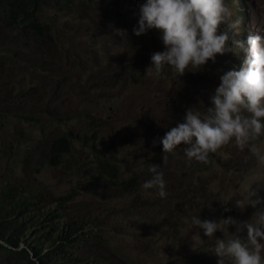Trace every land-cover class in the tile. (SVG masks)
Listing matches in <instances>:
<instances>
[{
	"label": "trees",
	"instance_id": "obj_1",
	"mask_svg": "<svg viewBox=\"0 0 264 264\" xmlns=\"http://www.w3.org/2000/svg\"><path fill=\"white\" fill-rule=\"evenodd\" d=\"M48 1L0 0V70L1 68L4 69L2 62L7 59V56L2 53L3 49L6 48L14 49L15 54L22 53L24 47L30 48L41 58V67L52 72L51 79H57L55 76L59 69L57 63L63 62L64 59L69 63L68 56L61 44V33L55 29L53 22L44 20V10ZM57 1L62 4V8L73 9L78 8L80 0ZM91 1L90 3H92ZM97 1L103 3V9L104 7L109 10L112 7L116 8L113 18L116 22L112 21L109 28L103 29L102 34L105 38L98 40L107 59L104 68H117L113 72L112 83L126 82L128 79L141 81L139 71L144 68V77L147 79L149 91L146 89L143 97L152 98L151 92L158 89L161 84H165L163 81H168V84L172 79L186 81V72L176 76L174 69L165 66L162 72L157 75L155 69L151 67V55L154 52L164 50L160 32L155 29H150L140 36L133 33L132 38L130 37L132 42L137 45L133 52V55L138 56L136 61L121 60L117 64H113L111 62L113 53L123 41L129 39L127 33L131 24L130 22L118 24L123 17L120 12V4L130 2L133 5L134 3L140 5L145 0H136L135 2L133 0ZM228 1L226 0V3ZM240 4L244 8L241 11L242 19H244L246 16L245 1L240 0ZM106 12H101L100 15L106 18ZM132 27L133 25L131 26L133 31ZM223 28L222 25L221 30ZM121 33H125V35L121 36ZM231 36H234V41L246 39V34L243 33L236 36L235 32H229V38ZM234 41L232 38L229 39L228 46L231 44L235 46ZM78 43L79 45L83 44L80 43V40ZM110 45H112L111 48H109ZM125 54L128 55L127 52ZM227 55L229 56V54ZM221 56L218 54L216 58H221ZM92 58L95 60L97 56L93 54ZM218 60L226 62L225 58ZM237 62L234 66L239 68L242 62L238 59ZM25 70L22 67L17 72L23 74ZM228 70L229 68H226V71ZM210 71L215 72L214 63L209 64L208 70L203 74L207 75ZM194 75L196 77L193 79L198 80L200 74ZM60 77L65 80L62 94L71 99L70 104L65 106L51 105L48 102V92L43 85L35 84L29 87L21 85L19 88H12V83L8 84L5 80L3 81L5 87L2 85L3 82L0 83V129L7 128V126H2L6 122L7 125L13 124L27 132L28 138L18 144V146L22 143L29 144V153L20 162L22 175H26L28 170L34 174H39L45 166L59 167L68 160V156L78 143H81L83 148L87 150L95 171L86 182L78 181V191L71 190L65 194L54 196L47 202L41 190L30 189L29 180L14 177L12 184L4 183L0 189V264H149L146 254L140 250L141 242L146 241V239L155 242L158 238L167 239L170 237L169 230L161 229L160 234L154 230L159 227V224L155 222V217L162 212L159 207L157 209V205H152L153 211L148 212L147 215V208H145L147 199L137 198L130 203L128 210H124V216H129L131 213L143 219L148 217L149 223L146 229L149 230L144 229L143 232L154 237L139 238L135 232L136 237L133 239V246L140 255L133 256L121 248L113 247L111 241L101 234L98 226L99 224L103 225V222L98 217L89 214L87 217L90 219H85L83 216L75 214L74 218L70 211L79 191L85 190L87 187L89 191L95 194L97 187H100L109 193L112 199L128 198L136 194L137 191L140 192L143 183L151 178L148 168L155 164L158 166V170L163 172V178L166 185L169 186L166 188L167 198L171 195L177 198L182 206H185L187 197L196 188H203L207 193L206 198H203L206 201L210 197L207 190L212 188V182L216 179L201 180L199 177L202 173L210 170L214 155L210 156L208 164L189 161L184 153L186 146L181 145L174 153L168 154L166 160H163L162 145L158 142L167 132L163 128L158 140H156L157 143L153 144L150 151L145 154L144 168L136 171L137 165H131L129 161L127 163L118 160L113 152L112 142L106 139L103 134L108 124L111 127L114 126L113 122L115 123V116L119 110L114 113V117L110 118L109 123L106 120L98 122L96 117H91L90 121L86 122V118L90 116L89 107L91 105L97 107L107 104L108 109L114 108L111 106L114 103L112 97L108 94L110 82L104 81L100 70L92 71L85 83L80 85L71 83L67 74ZM154 79H156V84H154ZM189 91L191 89L182 88L177 92H172V87L169 84V94L174 101H179ZM92 92L96 95L89 98ZM211 106V101L202 100L190 108H200L202 111V109ZM77 108H80L81 111L73 116H65L64 118L58 116L61 110L70 111ZM132 108L135 109L136 106ZM150 113L151 111L146 108L144 123L148 121ZM185 114L186 110L176 119L174 127L177 123L183 122ZM73 120L75 123L70 125ZM14 154L19 156V159L22 157L18 151ZM80 161V165L85 164L84 161ZM83 183L86 186L82 185ZM146 196L156 197L158 195H156L155 190H148ZM41 202H46L43 209ZM262 208H264V204ZM203 211L208 212H203L201 216L202 220H205L211 216L210 213L218 212V208L205 202ZM163 213L167 214L169 211L163 208ZM219 214L222 218L227 219L226 214L222 212ZM170 215L171 213L168 217ZM96 233H99L98 239H96ZM246 237L247 231L244 230L240 239L246 240ZM211 253L213 254L212 248L210 252L202 249L160 264H205Z\"/></svg>",
	"mask_w": 264,
	"mask_h": 264
},
{
	"label": "rangeland",
	"instance_id": "obj_2",
	"mask_svg": "<svg viewBox=\"0 0 264 264\" xmlns=\"http://www.w3.org/2000/svg\"><path fill=\"white\" fill-rule=\"evenodd\" d=\"M135 1L133 0V2ZM244 1L246 15L244 19H242L241 15V11L244 8L240 4V0H229L227 2L235 11L234 19L236 17L242 19L241 32L239 34L245 33L246 38L249 34H264L261 33L264 32V0ZM91 2L90 0H80L78 8L66 9L62 8V4L59 1L49 0L45 6L44 20L53 22L55 29L61 33V44L69 61L67 63V60L64 59L63 62L57 63L59 66L58 71L55 73L57 79L50 78L52 72L47 68L41 67V58L32 52L30 48L24 47L22 53L17 54L14 53V49L6 48L2 51L7 56V59L2 62L4 63V69L1 68L0 70V83L5 80L8 84L12 83V88H19L21 85L24 87L35 84L43 85L48 92V102L51 105L65 106L70 104L71 99L62 94L65 80L60 76L67 74L71 83L80 85L85 83L92 71L100 70L104 81L106 83L110 82L108 94L112 97L114 103L111 106L114 108L108 109L107 104L97 107L91 105L89 107L90 116L86 118V122L90 121L91 117H96L99 120L98 122L106 120L109 123L110 118L114 117V113L119 110L115 116V123L113 122L114 126L111 127L108 124L104 129V137L112 142L113 152L118 160L127 163L129 161V164L137 165L136 171H140L144 168L145 154L150 151L153 141L158 140L163 128L168 131L171 127H174L176 119L195 103L202 100L211 101L210 97L215 94V89L220 83L219 78L223 75L222 70L226 62L223 60L212 62L215 68L214 73L210 71L207 75H204L203 73L208 70V67L204 66L200 71H186V81L170 80L169 84L172 87V92H177L182 88L191 89L179 101H174L171 98L168 81H163L165 84H161L158 89L151 92L152 98L149 96L143 97L144 91L146 89L149 91L147 79L144 77V68L139 71L141 74L139 79L141 81L128 79L126 82H111L113 80V72L117 68H104L107 59L98 40L105 38L102 30L109 28L112 21L116 22L115 19L113 20L116 8L112 7L109 10L104 7L103 9V3H98L97 0H92ZM139 6L130 2L120 4V12L123 17L118 24L130 22L133 25L132 29L137 26ZM90 8L91 10H89ZM101 12H106L105 15L107 17H102L100 15ZM131 24L127 33L129 39L123 41L113 53L111 59L113 64H117L121 60L136 61L138 57L133 55L137 45L131 39L133 34ZM123 35L125 33H121V36ZM78 40L83 44L79 45ZM230 48L234 49V47ZM93 54L97 56L95 60L92 58ZM237 55L243 63L244 57L242 58L239 53H235L236 60ZM22 67L26 69L25 72L23 74L18 73L17 70ZM194 74H200V77H197L198 80L193 79L196 77ZM154 84H156V79H154ZM2 85L5 87L4 82ZM95 95L92 92L89 98ZM135 106L136 108L133 109L132 107ZM145 107L151 111L146 123H144ZM79 111H81L80 108L71 109L70 111L61 110L58 116L61 118L73 116ZM74 123L75 120L70 125ZM2 126H7V128L0 129V189L6 182L12 184L14 177L23 178L24 180H29L30 189L41 190L47 202L54 196L65 194L71 190L78 191V181L81 183L86 182L95 171L87 150L83 148L81 143H78L68 156V160L59 167L51 168L45 166L39 174H34L28 170L26 175H22L20 162L28 155L29 144L22 143L20 146L18 144L28 138L27 132L13 124L7 125L6 122ZM76 127L78 128V125ZM257 143L264 146V139ZM139 147H142L143 150L139 149ZM16 151L22 154L20 159L19 156H15L14 153ZM80 160L84 161L85 164L80 165ZM254 166L255 160L251 157V154L247 151L239 152L233 142L214 155L210 170L202 173L201 177H199L201 180L216 179L212 182V188L207 190L210 197L206 201L203 198H206L207 193L203 188H196L187 197L188 200L185 206H182L177 198L171 195L168 198H160L159 196L147 197V191L143 188L140 189V192L137 191L136 194L128 198L112 199L109 193L100 187H97L95 194L86 187L85 190L79 191L70 212L74 218L75 214L83 216L85 219H90L87 217L89 214L98 217L103 222V225L99 224L98 228L101 234L111 241L113 247L121 248L133 256H139V251L133 246V239L136 237L135 232H137L139 238H154L143 232L148 226L149 220L148 217L143 219L131 213H129V216H124V210H128L130 203L135 199L146 198L145 208H147V215L148 212L153 211L152 205H157V209L159 207V210L162 211L155 217V222L159 224V227L154 230L157 234H160L161 229L169 230L170 232V237L167 239L158 238L155 242L154 240L146 239V241L141 242L140 250L146 254L149 264H160L172 258H181L184 255L202 249L210 252L216 239L225 238L224 233L218 230L214 233L213 238L209 240L202 229L191 227V218L199 216L202 220L203 212L208 213L203 211L204 203L207 202L208 205L217 206L218 208V212L210 213L211 216L206 218L207 220L218 222L226 219L220 216L219 212H222L227 215V218L231 216L238 222L250 221L254 214L262 208L263 204L257 205L255 208L251 205H246L241 210L235 206V200L239 197L228 199L244 190L248 171ZM82 185L86 186L84 183ZM167 187L169 186L167 185ZM256 188L258 196L264 198V184L257 185ZM255 198L253 197V199ZM46 202H41L42 209ZM149 205L151 206L149 207ZM163 208L168 210L169 213H163ZM225 209L228 210L226 211ZM170 213L171 215L168 217ZM146 230L148 231L149 229ZM244 230L246 229L237 232L234 225L227 226L228 233L239 238L243 236ZM98 236L99 233H96V239H98ZM213 254L209 255L205 264H217L218 258Z\"/></svg>",
	"mask_w": 264,
	"mask_h": 264
},
{
	"label": "clouds",
	"instance_id": "obj_3",
	"mask_svg": "<svg viewBox=\"0 0 264 264\" xmlns=\"http://www.w3.org/2000/svg\"><path fill=\"white\" fill-rule=\"evenodd\" d=\"M235 15L226 0H145L139 6L133 33L140 36L150 29L161 33L164 50L151 55V67L157 75L165 66L174 69L178 76L186 71H200L209 61L211 64L226 59L220 83L210 97L212 106L202 111L187 109L183 122L171 127L158 142L163 160L181 145L186 146L184 153L189 161L202 164H208L210 156L233 142L239 152L250 153L255 166L248 171L245 188L228 199L239 197L235 206L243 210L246 205L255 208L264 204L256 188L264 184V146L257 143L264 139V34H249L246 39L235 41L231 36L235 46H228L229 32L236 36L241 32L242 19H234ZM235 53L244 57L239 68L234 66L238 63ZM218 54L221 58H216ZM237 59L242 62L239 56ZM148 171L151 178L142 188L155 190L156 195L165 198L168 193L163 172L155 164ZM229 225H234L237 232L246 229V240L229 234ZM191 227L202 229L209 240L218 230L224 233L225 238L216 239L212 247L217 264H264V208L245 222L231 216L218 222L194 216Z\"/></svg>",
	"mask_w": 264,
	"mask_h": 264
},
{
	"label": "bare ground",
	"instance_id": "obj_4",
	"mask_svg": "<svg viewBox=\"0 0 264 264\" xmlns=\"http://www.w3.org/2000/svg\"><path fill=\"white\" fill-rule=\"evenodd\" d=\"M229 39H231V38H229ZM229 57V56H228ZM221 68V67H220Z\"/></svg>",
	"mask_w": 264,
	"mask_h": 264
}]
</instances>
